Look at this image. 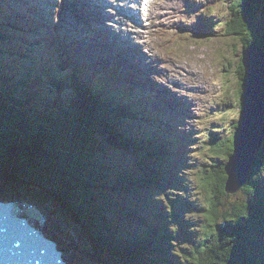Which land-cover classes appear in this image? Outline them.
Masks as SVG:
<instances>
[{
	"label": "rangeland",
	"instance_id": "374dc122",
	"mask_svg": "<svg viewBox=\"0 0 264 264\" xmlns=\"http://www.w3.org/2000/svg\"><path fill=\"white\" fill-rule=\"evenodd\" d=\"M1 1L3 3L5 0ZM9 4L13 10L16 6L22 9L24 4L31 9V12L26 11L25 16L22 13L21 17L18 15L20 12L15 10L11 15L13 19L20 18V21L25 20V23H28V20L33 21L36 16L40 18L38 25L44 29L41 33L35 32L37 29L23 32L26 36H39V45H42V48L34 50L35 54L31 55V59L22 58L30 53L29 46L19 43V37L15 35L19 33L16 25L5 19H11L8 13L4 15L0 12V20L4 23L10 22L11 25L1 32L11 36L14 42L12 48H8L9 44L0 45V59L5 57L0 60V67L2 70L9 68L6 73L14 83L24 78V69L35 71L27 75L30 91L36 92L34 101L30 102L29 106L35 108V111L56 112L59 108L55 106L63 108L71 99L77 108L76 115L82 113L88 116L87 119L94 118V112L97 113L98 110L100 113L96 106L99 104L111 108L117 116L116 119H103L100 126L103 127L106 123L113 135L105 132L97 135L95 128L99 127L98 117L93 119L92 123L96 124L89 129L85 128L83 123L78 126V133L81 132L79 136L84 138L82 132L85 131L87 135L72 153L66 150L52 155L55 157L57 154H63L68 159V164L75 163L72 167H78L80 176L90 171L97 174L102 165L113 169L110 173L103 167L106 175L94 181L97 188L93 197L101 200L104 195V199L111 203L113 208V202L120 199L116 206L125 212L119 220L121 223H118V230L122 234L140 236L136 231L141 229L148 233L143 236L149 239L146 240L148 244L144 243L137 251L132 252L127 246H123L124 250L134 253V257L139 256L138 264H152V261L156 260V264H159L158 260L163 264H184L183 255L187 251L183 250H187L188 241L197 240L195 233L199 234L203 223L202 212L195 209L196 205L198 208L205 205L208 191L205 187L202 188V185L204 181L208 188L212 185H208V176L205 177L200 171L212 164L220 165L224 173L217 185L218 193L225 192L226 200L231 202L247 201L250 190L247 189L246 183L254 170L250 167L259 165L260 160H264V138L261 142L248 138L246 148H242L243 151L236 149L230 162L227 161L230 155L224 156L217 151L222 142L229 139L234 149V139L238 140L241 134L246 136L250 132L249 123L242 118V100L239 101L236 95L239 84L235 72L238 59L240 58L242 63V58H247V51L254 48L263 50L262 46L248 45L246 39L241 42L239 37L227 35L223 24L225 20L232 22L236 12L242 8L243 17L252 25L255 17L260 18L261 14H264V11H261L264 10V0H10L8 6ZM141 5L147 6V9H142ZM132 12L134 15H131ZM258 24L259 20L257 25L253 26L258 28ZM179 25L183 27L182 33ZM77 54L80 55L78 59L84 63L87 71L79 67L75 57ZM49 56L61 59L60 64L65 70L71 72L73 69L70 67L75 66L79 72H75L72 79L70 76V79L63 76H68V73L59 65H52L53 73L50 72V69L45 67ZM12 58H20L21 61L14 65L9 62ZM118 60H122L126 70V73L119 77L122 79L115 78L102 87L96 85L94 93L97 96L93 98V102L81 106L74 95L77 94L78 98L82 94L81 91L86 92L92 87L93 70H107L117 75V69H113L108 61H112L114 67L119 69V65H116ZM97 61H104L100 69ZM44 71H49L46 76L52 78L51 82H63L54 95L56 97L51 98V83L48 85L45 79L39 78ZM54 74L62 76H53ZM77 78L81 80L78 87L74 81ZM7 86L12 88V83ZM123 88L125 89L122 91ZM136 88L141 94L135 91ZM112 92L114 94L111 97ZM17 94H22L21 89H18ZM130 95L135 99H128ZM149 97L150 100L147 99ZM156 110L168 116L166 128L161 127V120L158 121L153 116ZM240 129V137H237V131ZM214 141L216 143L212 144ZM148 148H155L153 157L149 156L151 152ZM32 149L37 150L39 156L44 159L48 150L54 151L43 144L34 145ZM86 161L89 165H97L98 171L92 167L89 170ZM137 161L150 162L151 166L147 169L150 173H153L152 164L158 163L151 178L140 175L145 179L146 187L141 189L139 184H133L117 188L120 182H114L121 168L131 165L133 176L134 170L139 168L140 171L142 168L141 165L133 167ZM2 165L0 201L11 200L20 203V207H27L35 203L34 189L40 187L41 191H45L44 187L52 183L47 178L51 174L41 167L38 159L32 158V163H29V175L20 173L22 176L17 179L9 178L8 167L6 171L5 163ZM256 165L254 168L257 169ZM56 171L55 173L63 175L61 170ZM143 174L146 175V171ZM259 175L264 188V168H260ZM137 182L140 183L141 180ZM112 185L113 189L110 190ZM251 197L256 199L253 194ZM41 201L38 199L39 205L33 207L42 213V222L30 218L26 213L20 216L32 221L31 225L36 226L56 243L65 264H112L108 260L98 263V260L96 262L92 258L96 255V246L93 247L94 243L82 230L89 227L85 220L81 229L79 224L69 219V214L62 217L60 211H57L60 214L58 215L49 205L41 204ZM164 216H168V220ZM239 220L254 221L252 217L249 219L245 215L239 217ZM111 224L114 226V223ZM111 224H108L109 229ZM104 227L105 225L102 229ZM153 227L156 229L155 234L150 233ZM194 231V234L186 238L187 233ZM245 233L246 236L236 245L237 250L242 249L243 243L250 238L248 229ZM255 234L264 238L262 232ZM133 242L130 240L129 244ZM146 246L153 251L145 257ZM164 249L167 255H163ZM172 252L173 256L168 255ZM122 253L128 255L125 251ZM99 259L104 261L103 258ZM216 264H227V261H218Z\"/></svg>",
	"mask_w": 264,
	"mask_h": 264
},
{
	"label": "trees",
	"instance_id": "16d2710c",
	"mask_svg": "<svg viewBox=\"0 0 264 264\" xmlns=\"http://www.w3.org/2000/svg\"><path fill=\"white\" fill-rule=\"evenodd\" d=\"M9 1L10 0H5L3 3L2 1L0 2V12L4 15L8 13V16L11 17L16 10L17 12H20L18 15L21 17L23 10L19 9L18 6L13 10L10 4L8 6ZM261 11L263 12L264 10L262 9ZM236 14L234 17L235 19H233L232 22L230 20L228 22L225 20L223 25L226 34L239 37L241 42H244L246 39L248 45L253 44L257 47L262 46L263 48H261L264 50V14H261L260 18L258 16L255 17V23L252 22V25L247 21V18L245 19V17H243L242 8L241 11L238 10ZM32 15L34 14L32 13ZM35 18L36 17H33V21L31 22L28 20L29 23H26L25 27L29 26L30 28H25L21 23L20 18L19 20H15L12 17L11 19L5 17V19L10 20L11 24H15L16 30L23 35L20 36V33H15L16 37H19L17 38L20 40L19 43L21 45L26 43V45L29 46L28 49L30 50V53L22 56V58L25 57L26 59H31V55L35 54L34 50L40 49L39 45H36L38 40L32 42L29 40L32 36H24L23 33L24 31L32 30L36 27L34 22L38 18ZM0 19H2V17ZM257 20H259L258 28L253 26L255 24L257 25ZM10 22L4 23L0 20V34L2 35L0 38V45L9 44L8 48L14 46L13 38L4 35L1 31L10 28ZM35 32L38 33V31ZM4 59L5 57L0 60ZM60 60L61 59L49 56L48 61L45 64L46 69H50V72L53 73L52 65L63 66L59 63ZM20 61V58L9 59V62L14 65H18ZM237 63V72L234 71L239 84L236 95L239 97V101H241L245 69L243 63L240 62V58ZM71 68L73 70L70 72L62 67V69L68 73V76H63H66L68 79L72 76L74 77L75 72H79L78 68L75 66H72ZM8 69L9 68L2 70L0 67V173L3 168L2 163H5L6 171L8 167L7 173L9 178L14 177L17 179V177L22 176L20 173L29 175V170H27L29 163H32V158L38 159L41 167L47 169V172L49 171L51 174L47 176V178L50 179L52 183L49 186L44 187L45 191H41L40 187L37 188V190L34 189L36 193V197L34 198H36V200L40 199V201L42 199L41 204L49 205L58 215L60 214L57 211H60L63 215L62 217L69 214V219H73L72 222L74 221L75 224H79L81 229L84 226L82 223L84 220L86 221L89 227L82 230L86 237L94 243L92 244L93 247L96 246V255L92 257L96 262L98 260V263H103L108 260V262H112V264H138L137 260L139 259L137 257L139 256L136 255L137 257H134L135 254L132 252L137 251L144 243L146 245L148 244L147 241H149V239L143 238V236L148 233H144L143 229H141L136 231V234H139L140 236L131 234L126 237L118 230V223H121L119 220L125 215L124 210L120 207L119 209L116 206L118 205L117 202L120 201L116 200V202H113V208L112 204L104 199V195L101 196V200L93 197V192L97 188V184H95L94 181L102 179L103 176L106 175L105 171H110L111 173L113 169L110 166L102 165L100 166V171H98L97 165H89L86 161L89 165L87 167L89 170L90 167H92L98 172L96 174L90 171V173L87 172L85 173L86 175L80 176L77 172L78 167H72L75 163L68 164V159L65 158L63 154H57L55 157L52 155V153H60L66 150L72 153L76 146L83 143V139H86L87 135L85 131V133L82 132L84 138L79 136L81 135V132L78 133V126L83 123L82 125L89 129L92 125L96 124L92 123L93 119L98 117V119H100L98 123L99 127L95 128L97 135H101L103 132L108 135H113V131L106 126V123L103 127L100 126H102L103 119H116L117 116L113 114L111 108H105L99 104L96 106L100 109V113L98 110L97 113L94 112L93 114L96 115L94 118L89 117L87 119L88 116H85L82 113L76 115L77 108L74 106L71 99L65 106H63V108H61L62 106H55L59 108V110L56 111L57 113L45 110L35 111V108L30 107L29 103L34 101V96H36L34 94L36 92L30 91V85L27 82V75H29V73L32 74L35 71L32 69H24V78H21L19 82L14 83L10 81L9 74L6 73ZM10 69L13 70L14 68ZM47 72L44 71L39 78L45 79L48 85L51 83L49 87L52 91L51 98L56 97L54 95L56 91L60 89L63 82H51L52 78L46 76ZM53 76L62 75L54 74ZM74 81L78 87L81 80L77 78ZM91 82L95 84L90 87L89 90L86 92L81 91L82 94H80L78 98L77 94L74 95L81 106L88 102H93V98L97 96L94 93L96 83L103 84L102 81L97 80V77H93ZM9 83H12V88L7 86ZM18 89H21L22 94H17ZM113 94L114 93H111L110 96L112 97ZM154 114L158 113L154 112ZM61 116L63 118H61ZM161 117L163 118L164 116ZM215 143L216 141L212 144ZM37 144H43L45 147L52 148L54 151L50 152L48 150L46 158L44 159L39 156L37 150L35 151L32 149V146ZM60 147H62V149H60ZM213 147L214 145L212 148ZM154 150L155 148L152 149V152L149 150L151 152L149 156L153 157L152 153ZM232 150L231 139L223 141L221 146L217 149V151L223 153L224 156L231 155ZM56 157L59 158L56 159ZM260 161V164L256 165L258 166L257 169L253 167L254 170H252V174L248 177L246 183L247 189L250 190V197L247 201L233 200L231 202L226 200L227 195H225V192L218 193L217 185L221 175L224 173L220 165L215 166L212 164L209 168H203L200 171L205 177L208 176V185L211 183L212 185L208 188L205 181L204 185H202V188L205 187L208 191L205 198V205L202 208H198L196 205L195 209L197 212H202L203 223L200 226L201 230H199V234L194 231L190 234L187 233L186 235V238H188L195 233L197 240L188 241L189 245L187 244V250L182 249L183 251H187L183 255L184 264H216L218 261H227V264H264V238H260L255 234L256 232H262L264 234V188L261 185V175H259L260 168H264V160ZM136 164L139 166L141 165L142 168H140V171H138V168L137 170H134L133 176L131 174V165L121 168L120 174L114 182V184L117 183V181L120 182V184L116 186L117 188L133 184H139L141 189L145 188V179L140 175L151 178V175H154L156 168L158 167V163L152 164L154 167L152 168L153 173H150L147 170L151 166L150 162L142 163L141 161H137L133 167H136ZM103 167H105V171L103 170ZM56 169L61 170L63 175L55 173L57 172ZM145 171L146 175L143 174ZM1 179L0 175V180ZM138 180H141V182H137ZM16 181L17 180H15V183ZM113 186L114 185L109 189L112 190ZM251 194H253L256 199L251 197ZM43 197H45V199ZM35 206L38 205L35 204ZM132 211L134 212L135 210L132 209ZM109 214L110 216H108ZM77 215H79V217ZM243 215L248 216L249 219L252 217L254 221L249 220V222H247L246 220H239V217ZM106 216L108 218L105 219ZM140 217L143 218L141 214ZM166 217L168 218V216H164V218ZM111 222L114 223V226ZM241 223H243L242 227L240 226ZM108 224L112 225L110 229ZM104 225L105 227L102 229ZM246 229L250 231V238L243 243L242 249L237 250L236 245L240 239H243L246 236ZM150 233L155 234L156 229L153 227L150 230ZM167 238H169V236H167ZM124 239L127 241L124 242ZM130 240L134 242L129 244ZM123 246H127L132 252L124 250L125 248H123ZM59 251L61 252V250ZM122 251H125L130 256L125 255ZM151 251L153 250H150L146 246L145 257L150 255ZM235 252L236 254H234ZM95 253H92V255ZM165 254L167 255L166 249H164L163 252V255ZM168 255L173 256L174 254L172 252V254L169 253ZM99 258H103L104 261H100ZM158 261L159 264H163L162 261ZM156 262L157 260L152 261V264H156Z\"/></svg>",
	"mask_w": 264,
	"mask_h": 264
},
{
	"label": "bare ground",
	"instance_id": "6f19581e",
	"mask_svg": "<svg viewBox=\"0 0 264 264\" xmlns=\"http://www.w3.org/2000/svg\"><path fill=\"white\" fill-rule=\"evenodd\" d=\"M157 2V1H156ZM47 4V3H46ZM103 4V3H102ZM120 5V4H119ZM77 8V7H76ZM70 9V8H69ZM66 12V11H65ZM71 12V11H70ZM73 12V11H72ZM89 13V12H88ZM202 13H205V9H203ZM201 13V14H202ZM40 14V13H39ZM208 14V13H206ZM131 15H134V12L131 13ZM70 16V15H69ZM156 16V15H155ZM199 16V15H198ZM36 17V16H35ZM65 17V16H64ZM147 17V16H146ZM46 18V17H45ZM70 18V17H69ZM36 19V18H35ZM40 19V18H39ZM49 21V20H48ZM31 22V21H30ZM206 22V21H205ZM29 23V22H28ZM67 23V22H66ZM19 25V24H18ZM182 25H179L178 28H181ZM21 30V29H20ZM33 30V29H32ZM31 30V32H32ZM62 31V30H61ZM104 31V30H103ZM113 31V30H112ZM64 32V30H63ZM20 33V32H19ZM72 34V33H71ZM125 34V33H124ZM21 36V35H20ZM25 36V35H24ZM44 36V35H43ZM85 37V36H84ZM40 37L39 36H34V37H30L29 40L32 42H35L36 40H38ZM82 38V37H81ZM116 40V39H115ZM122 40V39H121ZM29 42V41H28ZM27 42V43H28ZM60 42V41H59ZM95 43V42H94ZM96 44V43H95ZM129 45V44H128ZM99 46V45H98ZM65 50V49H64ZM261 49H255L254 51H260ZM118 51V50H117ZM241 55V54H240ZM243 55V54H242ZM59 56V55H58ZM187 56V55H186ZM138 57V56H137ZM140 57V56H139ZM241 57V56H240ZM122 59V58H121ZM254 60V59H253ZM255 61V60H254ZM60 63V62H59ZM67 65V64H66ZM69 65V64H68ZM81 72V71H80ZM128 74V73H127ZM82 75V74H81ZM79 81V80H78ZM121 82V81H120ZM90 83V82H89ZM130 83V82H129ZM244 83V81H243ZM117 84V83H116ZM92 85V84H91ZM93 86V85H92ZM115 86V85H114ZM96 94V93H95ZM116 94V93H115ZM127 96V95H126ZM171 97V96H169ZM184 101V100H183ZM127 102V101H126ZM131 108V107H130ZM142 111V110H141ZM133 112V111H132ZM155 112H159V114L161 113L159 110H156ZM134 114V113H133ZM137 115V114H136ZM135 115V116H136ZM161 116H164L163 114H160ZM141 116V115H140ZM166 117L168 118V116H164L163 119L166 120ZM171 117V116H170ZM167 123V122H166ZM159 137V136H158ZM233 152V151H232ZM230 159H232V157H228L227 161L230 162ZM227 162V163H228ZM256 164H254L255 166ZM139 166V165H137ZM252 165L253 168L254 167ZM139 169V168H138ZM1 203H5L3 201H0ZM6 203H9L11 205H13V207H9V206H3L0 207V264H13V262L8 261L7 258L10 256L8 255L10 252L5 253L4 249H2V247L5 248H9L11 251L14 250H22L24 252V260L23 262H16L14 264H41L39 263V259L41 257V254L43 253L42 251V247L46 246L44 244L47 243V245L49 247H46V251H48L47 254H50L49 250L53 249L58 253H61L59 251V249L56 247V243L49 238L48 236H46L42 231L38 232L39 229L34 226L31 225L32 221H29L26 217L20 216L22 213H26L27 215H29L30 218H35L37 219L39 222H42L44 220V217L42 219L41 216V212L40 210L34 208L33 206L35 204H38V199L35 200L34 204L28 205L27 207H25V205H23V207H20V203H15L11 200L7 201ZM39 205V204H38ZM18 206L19 210H15L14 208ZM40 213V214H39ZM5 214V215H4ZM45 235V236H44ZM49 238V239H48ZM5 254L4 257H6V259L1 258L2 255ZM47 254L43 257L46 258L48 257ZM26 257V258H25ZM42 258V259H43ZM52 258L55 261V264H59L60 262L57 260L58 258L56 257L55 254L50 255L47 259ZM51 264V262H43L42 264Z\"/></svg>",
	"mask_w": 264,
	"mask_h": 264
},
{
	"label": "water",
	"instance_id": "95a60500",
	"mask_svg": "<svg viewBox=\"0 0 264 264\" xmlns=\"http://www.w3.org/2000/svg\"><path fill=\"white\" fill-rule=\"evenodd\" d=\"M245 57L247 58L244 60L242 58V63L246 73L243 83L242 118L244 121L249 123L250 132L246 136H243V134H241V129L237 131V133H239L237 137H240L241 134L243 139L241 138L242 136L238 140L234 139V149L231 155L235 154L236 149L243 151L242 148H246V144L249 142L248 138H254L257 140V142H261V140L264 138V50L257 52L254 50H249L246 52ZM254 115H257L255 119L253 118ZM242 118L240 120L243 122ZM3 206L13 207V205L6 202L4 204H0V207ZM14 209L19 210L18 206H16ZM38 232H40V230ZM42 242H44L46 246L41 248L43 253L41 254L39 263L48 261L51 262V264H55V261L52 258L47 259L50 255L55 254L58 258L57 260L60 262L59 264H65L61 259V253L50 249V254H47L48 251H46V247L49 246L47 243H45V241ZM2 249H4L5 253L10 252L8 254L10 256L7 258L8 261L13 262V264L20 261L23 262L24 252L22 250L11 251L9 248H6V246L5 248L2 247ZM46 254L48 257L43 258ZM4 256L5 254H3L1 258L6 259Z\"/></svg>",
	"mask_w": 264,
	"mask_h": 264
}]
</instances>
